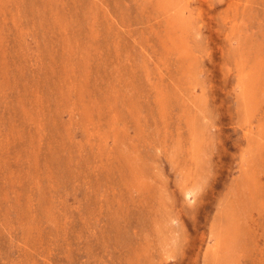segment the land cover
Masks as SVG:
<instances>
[{"label":"rangeland","instance_id":"rangeland-1","mask_svg":"<svg viewBox=\"0 0 264 264\" xmlns=\"http://www.w3.org/2000/svg\"><path fill=\"white\" fill-rule=\"evenodd\" d=\"M0 264H264V0H0Z\"/></svg>","mask_w":264,"mask_h":264}]
</instances>
